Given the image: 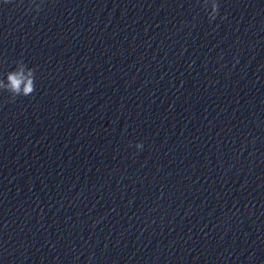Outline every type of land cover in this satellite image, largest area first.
I'll return each mask as SVG.
<instances>
[{
    "label": "clouds",
    "instance_id": "clouds-1",
    "mask_svg": "<svg viewBox=\"0 0 264 264\" xmlns=\"http://www.w3.org/2000/svg\"><path fill=\"white\" fill-rule=\"evenodd\" d=\"M9 2L10 0H5V3ZM30 3L35 5V11L39 13L43 0H40V4L35 3V0H30ZM203 4L205 10H207L210 4L211 10L207 13L209 20H216V18L219 16V4L217 0H203ZM221 19H223V17H221ZM35 72L36 70L34 68L28 67L23 59L17 60L15 70L7 72V82L5 83L4 79H0V90L10 93L13 102L18 96H30L36 90ZM135 147L138 150H142L143 143H137Z\"/></svg>",
    "mask_w": 264,
    "mask_h": 264
}]
</instances>
